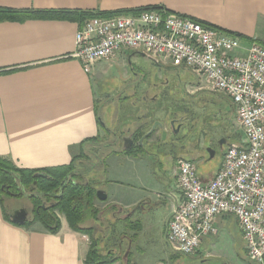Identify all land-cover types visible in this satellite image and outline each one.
<instances>
[{
    "label": "crops",
    "instance_id": "1",
    "mask_svg": "<svg viewBox=\"0 0 264 264\" xmlns=\"http://www.w3.org/2000/svg\"><path fill=\"white\" fill-rule=\"evenodd\" d=\"M0 7L77 12H134L147 7H163L264 44V0H0ZM81 24L77 19L59 18L0 22V157L13 160L20 168L45 169L71 164L73 156L80 151V145L101 134V128L106 124L99 118L98 101L100 89H106L102 81L111 79L106 73L108 63L117 61L122 65L127 62L130 75L134 74L136 55L141 54L133 50L121 52L113 59L98 61L87 73L80 60L74 57ZM141 56L158 69H172L177 78L186 80V86L200 89L196 76L188 68L161 66ZM181 68L185 72L179 71ZM127 78L112 80L122 86L128 82ZM159 99L160 96L158 98L155 94L151 103ZM223 100L230 102L236 115L234 103L229 98ZM131 101L130 110L137 107V100ZM182 117L181 120L174 118L176 125L173 126L169 122L171 119H141L132 113L126 116L122 124L125 130L121 133L122 136L134 133L136 142L131 147L139 145L140 139L136 135L139 128H143L145 133L160 121L170 125L169 130L166 132L158 126L155 133L161 139L157 142L151 137L145 139L144 144L139 145L143 149L141 151L134 147L132 153H127L123 151L127 150L123 143L120 149L113 147L112 151L118 152L111 151L104 171L110 186L98 188L107 194L106 200L99 201L117 206L136 237L150 229L151 213L164 207V216L159 217L162 221L160 234L170 249V259H178L182 255L174 251L166 239L174 205L183 197L176 182V159L193 160L197 164L199 179L206 183L220 169L229 141L241 143L234 141L237 135L230 132V126L226 127V135L205 137L200 141L197 130L190 131L187 117ZM178 127L176 134L179 131L182 134L169 142L166 146L169 150L163 153L159 143L164 142L170 130ZM88 145L90 143L84 146L85 150ZM161 152L170 159V166V163L161 168L157 166L165 163L161 160ZM219 154L221 160L216 161ZM148 157H152L153 165L149 170L144 169L149 163ZM125 161L135 162L134 167L127 177L119 178V165ZM215 226L218 233L209 235L214 239L212 243H216L223 230L227 233L234 227L240 228L237 218L228 214L220 215ZM35 227L27 229L10 223L0 205V264H85L90 242L83 234L64 222L56 234L42 225ZM201 245L198 253L203 257L209 255L206 251L202 253Z\"/></svg>",
    "mask_w": 264,
    "mask_h": 264
},
{
    "label": "built area",
    "instance_id": "2",
    "mask_svg": "<svg viewBox=\"0 0 264 264\" xmlns=\"http://www.w3.org/2000/svg\"><path fill=\"white\" fill-rule=\"evenodd\" d=\"M127 50L161 66L188 68L200 89L219 92L234 103L243 132V141L227 146L220 169L206 183L193 160H176L183 197L173 208L168 244L193 255L207 236L218 233L217 218L233 215L249 258L264 264V44L245 42L162 7L86 18L77 32L74 57L89 73L94 63Z\"/></svg>",
    "mask_w": 264,
    "mask_h": 264
},
{
    "label": "rangeland",
    "instance_id": "3",
    "mask_svg": "<svg viewBox=\"0 0 264 264\" xmlns=\"http://www.w3.org/2000/svg\"><path fill=\"white\" fill-rule=\"evenodd\" d=\"M136 56H138V60L136 61V65L134 66L135 71L132 75H130L131 71L127 62L122 65L117 61L108 63L106 73L107 77L111 79L107 80L108 78H106L102 81V85H104L103 87H106V89H103V91L100 89L99 91V118H101L107 126L105 124V127L103 126V128H101L100 135L102 136V140L90 143L88 148H86L87 154L90 155L92 159L82 164V168H91V171L87 174L88 178L95 180V182L97 181L98 188L110 186L107 174L104 172L105 167H103L101 162L104 160L106 163V160L112 155L113 151H110L112 150V146L114 148L117 147V149L122 147L123 136L121 132L125 130L122 124L124 118L131 113L134 117L139 118L140 116L141 119L165 118V120H175L174 118H179L181 120L183 119L182 116H185L188 120V126L191 125L190 131L197 130V138L200 141L205 137L210 139L212 136L219 137L226 135L228 133L226 132V127L230 126V132L237 135L234 141H243V132L238 125L237 116L234 115V108L231 107L228 100H223L228 99V97L219 92L202 90L194 86H186V80L179 79L180 77L177 78V73L172 71V69H158V67L148 59L141 55ZM179 71L185 72V69L181 68ZM115 77L118 78V80L127 77L129 79L127 78L128 82L123 84L124 86H121L120 83L114 82V80H116ZM153 82L157 83V86H155ZM133 86L134 89H131ZM135 86L137 88H135ZM184 90H186L187 93H184ZM155 94L158 95V98L160 96L161 99L156 103H151ZM130 96L134 97L131 98ZM131 99L137 100V107L131 108L132 110L128 109L132 103ZM232 118H235V121ZM176 130V128L172 129V131L170 130L163 143L158 142L162 144L163 153L169 150L166 147L169 142L182 134L181 131L176 134ZM159 138L161 139L156 133L151 137L154 142H157ZM116 142L118 143L117 145ZM163 153L161 152V154ZM221 157V154L217 155L216 161L221 160ZM165 158L167 157L163 154L161 160L162 162L164 160L165 163H160V165L157 164V166L160 168L165 167L168 163H170L168 165L170 166V159L167 158V160H165ZM148 159L149 163L144 169L149 170L153 167L151 162L152 157H148ZM145 160L146 159H144V163ZM210 160L211 158H209L208 165ZM134 163L135 162L126 161L121 163L122 165H119L121 171L117 172L119 178L127 177V173L133 169ZM31 194L30 191L24 190V196L21 198H15V196H13L8 199L6 197L7 200H5L9 213L11 214L14 209L24 206L32 211V214L30 213V221L32 222L34 220V205L29 198ZM95 201V207L100 211L99 217L96 221H94V219L85 221L82 226L93 227L95 236L99 239V246L105 250V252L109 250V252L113 251L117 253L119 256L123 257V260L130 257L134 264H258L249 258L246 250V242L240 228L238 230L234 227V229H229L227 233L226 230H223L222 233H219L216 243H212L214 239L207 236L201 245V250L202 253L206 251L209 255L203 257L196 252L193 255H179L178 259H170V249L168 245L164 243L162 234H160L162 221L159 217L164 216V207L151 213L150 229L142 236L137 235L136 237L130 232L126 219L124 220L126 217L117 206L110 204L106 205V202L99 201V199ZM55 212L60 219L61 226L63 222L69 225L64 213L59 210ZM36 224L42 225L37 221L34 222L30 228H37L35 227L37 226ZM83 235L91 244V237L88 234ZM117 245H119V247ZM118 263L121 264L120 262Z\"/></svg>",
    "mask_w": 264,
    "mask_h": 264
},
{
    "label": "trees",
    "instance_id": "4",
    "mask_svg": "<svg viewBox=\"0 0 264 264\" xmlns=\"http://www.w3.org/2000/svg\"><path fill=\"white\" fill-rule=\"evenodd\" d=\"M157 8L162 7H147L135 10L134 12H140L143 9ZM126 12L127 11L77 12L70 10H35L0 7V22L59 18L71 20L77 19L80 23H83V21L89 17H109ZM199 23L203 26L216 28L200 21ZM227 33L238 36L244 41H255L239 34L232 32ZM142 129L143 128H139L136 132L139 139L146 133H143ZM152 135L149 136V138L152 137ZM100 140H102L100 134L95 138L86 140L80 145L79 153L73 156L71 164L59 167L25 169L17 166V164L11 159L0 157V205L3 209L5 219L10 223L29 229L34 222L38 221L47 231L54 234L58 233L61 229V222L55 211L59 210L64 213L72 230L88 234L91 237V244L85 258V264H115L118 262L121 264H134L130 257L123 260L122 256H119L113 251L109 252L108 250V252H105V250L99 246V239L95 236L94 228L82 226L84 222L89 219H94V221H96L100 215L99 209L95 207V200L98 198V182L88 178L87 174L91 171V168H82L83 162L92 159L90 155L87 154L84 146L86 143L99 142ZM134 147L139 151L143 150L139 145ZM134 147L123 151L132 153ZM113 152L118 151L114 150ZM101 163L103 167L106 166L104 160ZM104 169L106 170V168ZM42 174H45V176ZM24 190L32 193L29 198L34 205V220L32 222L29 220L24 224H19L14 222L11 218V214L9 213L6 204V197L8 199L13 196H15V198H21L24 196Z\"/></svg>",
    "mask_w": 264,
    "mask_h": 264
},
{
    "label": "water",
    "instance_id": "5",
    "mask_svg": "<svg viewBox=\"0 0 264 264\" xmlns=\"http://www.w3.org/2000/svg\"><path fill=\"white\" fill-rule=\"evenodd\" d=\"M171 124L173 126H175V124H174L173 121L171 122ZM158 126L160 128L165 129V130H168L166 124H164L163 122L157 121L140 138V140L138 141V144L142 146L144 144V140L147 137L151 136L157 130V127ZM176 129H177L176 131H178L179 130V127L176 128ZM123 142H124V144H123L124 145V148L125 149H128V148H130L134 144V139L131 136H124L123 137ZM42 175L45 176V174H42ZM97 196H98V199H101V200H106L107 199V194L103 190H98L97 191ZM11 218L16 223L24 224V223H26L27 221H29L31 219V215H30V212H29V210L27 208L21 207V208L14 209L11 212Z\"/></svg>",
    "mask_w": 264,
    "mask_h": 264
},
{
    "label": "flooded vegetation",
    "instance_id": "6",
    "mask_svg": "<svg viewBox=\"0 0 264 264\" xmlns=\"http://www.w3.org/2000/svg\"><path fill=\"white\" fill-rule=\"evenodd\" d=\"M172 121H174V124L176 125V122H175L176 120H172V119L169 121V122H170V125H172V124H171ZM180 124H181V123H179L178 125H180ZM170 125H168V126L166 125L167 128H168V130H169V126H170ZM168 130H165V131L167 132ZM128 134H129V135H127V136H131V137L134 139V142H136V140H135V138H134V133H133V132H129ZM123 137H124V136H123ZM123 137H122V143L124 144V142H123ZM146 139H149V137H147ZM21 207H24V206H21ZM21 207H18V208H21ZM16 209H17V208H16ZM27 209H28V208H27ZM28 210H29V209H28ZM29 212L32 214V211H31V210H29ZM118 247H119V245H118Z\"/></svg>",
    "mask_w": 264,
    "mask_h": 264
}]
</instances>
